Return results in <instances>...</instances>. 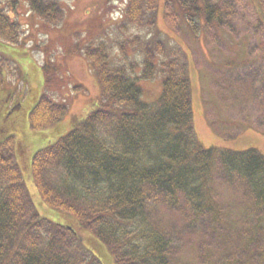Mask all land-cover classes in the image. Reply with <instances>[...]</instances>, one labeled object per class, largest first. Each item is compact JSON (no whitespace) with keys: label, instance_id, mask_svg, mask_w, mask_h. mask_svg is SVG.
Listing matches in <instances>:
<instances>
[{"label":"trees","instance_id":"trees-1","mask_svg":"<svg viewBox=\"0 0 264 264\" xmlns=\"http://www.w3.org/2000/svg\"><path fill=\"white\" fill-rule=\"evenodd\" d=\"M160 1L127 0L119 31L135 28L149 34L123 39L118 46L121 63L107 42L87 49L101 88L95 109L31 161V179L42 204L74 218L80 228L41 216L18 162L15 137H4L0 128V264H177L175 256L186 240L205 235L214 237L218 256L227 244L220 245L218 233L230 221L227 225L223 220L215 180L246 194L242 219L249 223V235L264 234V154L255 148L201 145L189 57L180 46L158 41L164 34L158 23ZM252 2L257 17L253 28L264 40V0ZM23 3L50 26L65 20L63 0H0V45L23 44L25 28L16 17ZM164 17L170 25L183 22L196 41L208 29L235 32L239 27L234 0H164ZM157 29L161 37L153 33ZM262 40L254 50L264 52ZM0 57L2 63L21 68L12 57ZM255 60L247 66L263 67L264 75V57ZM5 78L0 68L1 121L21 109L20 102L13 107L8 102ZM157 79L162 84L159 98L146 101L142 82ZM68 114L66 102L43 93L27 127L34 133L49 131ZM183 206L188 209L187 216L180 213L183 223L176 220L162 228L160 211L179 213ZM244 242L251 248L250 240ZM213 254L207 252L202 264H215Z\"/></svg>","mask_w":264,"mask_h":264},{"label":"rangeland","instance_id":"rangeland-1","mask_svg":"<svg viewBox=\"0 0 264 264\" xmlns=\"http://www.w3.org/2000/svg\"><path fill=\"white\" fill-rule=\"evenodd\" d=\"M63 3L67 12L60 26L44 23L23 3L19 8L21 14L16 15L25 28L23 44L16 48L0 45V53L12 57L22 68L14 63L17 65L15 69L11 64L0 61L10 92L8 102L11 107L16 102L21 103V109L12 113L9 109L11 114L6 120H0V128L6 131L4 137L10 134L15 137L18 162L41 216L76 229L79 225L74 218L51 211L42 204L31 179V161L38 150L55 143L95 109L101 88L87 58V49L99 45L101 41L107 42L112 46L116 61L121 63L124 57L118 46L123 39L132 35L146 36L149 32L140 34L135 28H130V33L119 31L127 0H63ZM234 3L238 30L235 28L236 31L232 32L225 29L213 33L208 29L196 41L190 29L180 20L171 25L166 23L164 0H161L158 23L164 34L159 36L158 29L153 33L156 32L161 37L158 41L163 40L168 47L180 46L189 57L194 124L201 145L208 149L214 147L234 151L255 148L264 154L263 67L247 66L255 59L259 60V55L264 57V52L254 50L263 34L253 28L257 17L252 0H234ZM231 67L235 68L234 72L230 71ZM142 84L146 101L153 102L159 98L162 88L160 79ZM43 93L66 102L69 114L51 130L34 133L27 127L28 115ZM212 185L225 216L223 220L227 225L230 221L229 227L219 231L221 238L217 237L220 245L227 244L218 250L216 256L214 237L198 236L192 242L187 239L175 256L177 264H202L207 252L214 253L215 264H264V257L260 256L264 248V234L251 238L249 223L242 219L246 194L219 180L213 181ZM187 212L185 206L179 213L162 209L158 214L162 228L166 229L176 220L183 223L181 215L187 216ZM247 239L252 242L249 249L244 242ZM87 245L96 251L89 240ZM106 264H110L109 261Z\"/></svg>","mask_w":264,"mask_h":264}]
</instances>
